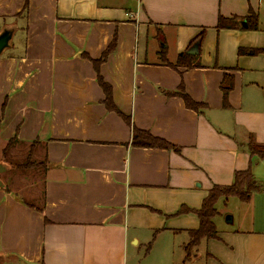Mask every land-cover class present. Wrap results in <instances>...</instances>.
Here are the masks:
<instances>
[{
  "label": "crops",
  "instance_id": "obj_1",
  "mask_svg": "<svg viewBox=\"0 0 264 264\" xmlns=\"http://www.w3.org/2000/svg\"><path fill=\"white\" fill-rule=\"evenodd\" d=\"M251 13L257 30L217 27ZM262 22L264 0H0V32L16 27L0 56V264H134L142 248L141 264H264V191L220 199L218 236L186 257L214 184L264 181ZM135 128L175 147L136 146Z\"/></svg>",
  "mask_w": 264,
  "mask_h": 264
},
{
  "label": "trees",
  "instance_id": "obj_2",
  "mask_svg": "<svg viewBox=\"0 0 264 264\" xmlns=\"http://www.w3.org/2000/svg\"><path fill=\"white\" fill-rule=\"evenodd\" d=\"M258 15L256 13H251L250 15L240 18L238 16L225 17L220 16L218 20V28H239L243 21L246 22L247 29L257 30L259 29ZM204 34L202 33L199 37L193 42L198 40L202 41ZM246 50L239 49V53L242 54ZM255 52H264V48L260 50H253ZM98 60H96V66ZM177 64L184 65L186 67H192L193 56L187 52H182L178 55ZM99 81L106 91L105 104L108 109L115 110L118 113L122 114L119 109L114 104L111 98V91L108 85L102 80L101 76ZM233 87V78L226 76V80L223 83L224 90V104L228 105V94ZM183 97L186 101L188 107L193 109H198L201 107V104L192 100L187 94H183ZM133 144L136 146H148V147H157L164 149H171L175 146L166 141L163 138L154 136L147 130L134 129L133 133ZM251 151L254 155H258L260 158L264 157V144H258L253 140L250 143ZM30 162L26 167H30ZM264 191V181H259L255 178L252 170L250 168L245 170H238L235 174L234 181L228 185L214 184L208 192V195L204 198L203 203L200 208L194 209V212L199 218V227L195 230H190V241L186 246V257L191 259L193 255L191 254L192 248H196L204 239L216 238L218 236V230L215 224V216L218 214L217 203L220 199H229L230 197H237L243 202H249L252 195L255 192ZM191 211L188 208H182L180 213L184 211Z\"/></svg>",
  "mask_w": 264,
  "mask_h": 264
},
{
  "label": "rangeland",
  "instance_id": "obj_3",
  "mask_svg": "<svg viewBox=\"0 0 264 264\" xmlns=\"http://www.w3.org/2000/svg\"><path fill=\"white\" fill-rule=\"evenodd\" d=\"M262 25L264 26V22H262ZM18 160L20 161L21 159L18 158ZM38 167L39 166H37V165H34V166H30L29 167L28 170H30L33 173V175H34L33 177H41L42 176L41 175V171H40V169ZM17 174H19V173H17ZM9 176L10 175H8L7 177H5V180ZM6 181L10 183V180H6ZM15 181H16V184L17 185H15L14 187H16L18 190L21 189L22 194H31V193H38V192L40 193V192H42V189H43V186H44L43 185V182L41 180H38V181H40L39 184H38V186H33V187H28V185H27L28 183L25 182V180H15ZM15 181L14 182H11V184L12 183H15ZM35 181H37V180H35ZM19 192H20V190H19ZM144 252H145V250L142 248L141 252L135 256L134 264H141L142 258L145 257ZM195 252H196V250L194 248H192L191 254L193 255V254H195ZM197 262H198L197 264H202L201 263L202 261L199 260V259H198ZM187 264H192V263L189 262Z\"/></svg>",
  "mask_w": 264,
  "mask_h": 264
},
{
  "label": "water",
  "instance_id": "obj_4",
  "mask_svg": "<svg viewBox=\"0 0 264 264\" xmlns=\"http://www.w3.org/2000/svg\"><path fill=\"white\" fill-rule=\"evenodd\" d=\"M243 26L246 27V22H245V25ZM15 30H16L15 26H6L0 32V56L6 49H8L11 46V42H12ZM199 46H200V41L198 40L191 46V48L188 50V53L193 54V55L197 54ZM8 169H9V165L6 162H3V161L0 162V187L6 185L4 184V180L1 178V174L6 172Z\"/></svg>",
  "mask_w": 264,
  "mask_h": 264
}]
</instances>
